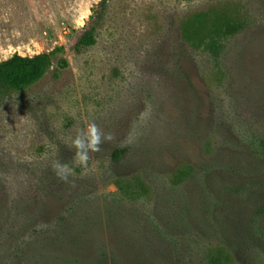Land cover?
Instances as JSON below:
<instances>
[{"label": "rangeland", "instance_id": "374dc122", "mask_svg": "<svg viewBox=\"0 0 264 264\" xmlns=\"http://www.w3.org/2000/svg\"><path fill=\"white\" fill-rule=\"evenodd\" d=\"M101 1L0 0V61L64 47ZM92 29L0 96V264H264L220 254L264 208V0H107ZM90 122L112 138L61 182Z\"/></svg>", "mask_w": 264, "mask_h": 264}, {"label": "trees", "instance_id": "16d2710c", "mask_svg": "<svg viewBox=\"0 0 264 264\" xmlns=\"http://www.w3.org/2000/svg\"><path fill=\"white\" fill-rule=\"evenodd\" d=\"M106 1H101V7H106ZM200 21H202L199 18ZM236 26L229 21L225 16L217 17L214 25L210 29L209 33L204 34L206 37L214 39L213 36L220 37L222 35H229L236 30ZM208 26L203 25L201 22L198 25L196 34L199 35L208 31ZM96 42L94 30L86 32L78 42L77 48L81 46H91ZM215 46L214 42L209 44ZM63 46H57L49 52L38 53L33 56H24L15 53L10 58L0 61V96L5 91H22L30 85L38 82L51 67L53 57L58 53L63 52ZM67 65V61L64 58L59 60L60 68H64ZM264 150V142H263ZM122 151L115 153V158L118 159ZM253 209V208H252ZM243 228L236 232L238 240L230 242L224 246V250L220 252H227L232 256L246 255V250L250 248L256 252L264 251V208L259 207L257 209L250 210L248 214L244 216L242 221ZM235 227V226H234ZM238 242V243H236ZM219 257L212 259L214 264H218ZM241 260V257H237ZM239 261V260H238ZM242 261V260H241Z\"/></svg>", "mask_w": 264, "mask_h": 264}, {"label": "clouds", "instance_id": "9594fccd", "mask_svg": "<svg viewBox=\"0 0 264 264\" xmlns=\"http://www.w3.org/2000/svg\"><path fill=\"white\" fill-rule=\"evenodd\" d=\"M111 138V134L103 132L96 123H88L84 129L70 139V147L75 149L73 166L67 163H60L59 161L52 164V169L57 179L64 183H71L70 177L75 175L74 166H79L86 172L90 159L89 153L100 151V145L111 140Z\"/></svg>", "mask_w": 264, "mask_h": 264}, {"label": "water", "instance_id": "95a60500", "mask_svg": "<svg viewBox=\"0 0 264 264\" xmlns=\"http://www.w3.org/2000/svg\"><path fill=\"white\" fill-rule=\"evenodd\" d=\"M101 3L97 6L95 14L91 17L90 21L86 23V25L78 30H76L66 41L64 48L67 52H70L71 49L78 44L81 37L88 31L92 30V27L94 25V22L97 20L99 9H100Z\"/></svg>", "mask_w": 264, "mask_h": 264}]
</instances>
